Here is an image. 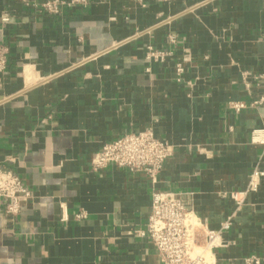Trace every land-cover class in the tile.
<instances>
[{
    "label": "crops",
    "instance_id": "crops-1",
    "mask_svg": "<svg viewBox=\"0 0 264 264\" xmlns=\"http://www.w3.org/2000/svg\"><path fill=\"white\" fill-rule=\"evenodd\" d=\"M87 1L50 15L0 0V170L32 192L15 221L0 202V264H161L137 233L155 191L207 230L232 217L218 264L264 258V177L240 210L231 198L264 171V0ZM148 130L175 148L157 182L93 169L106 143Z\"/></svg>",
    "mask_w": 264,
    "mask_h": 264
},
{
    "label": "built area",
    "instance_id": "built-area-1",
    "mask_svg": "<svg viewBox=\"0 0 264 264\" xmlns=\"http://www.w3.org/2000/svg\"><path fill=\"white\" fill-rule=\"evenodd\" d=\"M27 7H33L50 15L61 14L66 8L77 5L87 6V0H22ZM9 21V15L3 22ZM170 45H177L175 35L168 36ZM171 55L167 50H156L149 47L148 61L163 62ZM6 69V60L0 58V72ZM183 67H177L182 75ZM232 109L241 112L247 108L244 103H233ZM254 143L264 145V133L253 134ZM175 148L158 139L151 130L126 134L121 138L106 143L92 161L95 171L109 166H116L133 173H143L157 182L165 162L174 155ZM264 171L259 167L253 171L246 191L231 194L237 209L246 203L249 194L259 191ZM32 199L31 190L22 179L12 171L0 170V202L4 214L15 221L21 212L22 205ZM85 213L78 215L85 218ZM232 227L229 217L219 231L204 228L203 223L179 194L174 192L155 191L152 194V213L147 228L138 230V236L146 238L154 247L161 264H218L216 251L225 247L222 236ZM245 264H264V258L251 256Z\"/></svg>",
    "mask_w": 264,
    "mask_h": 264
}]
</instances>
